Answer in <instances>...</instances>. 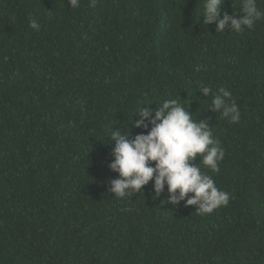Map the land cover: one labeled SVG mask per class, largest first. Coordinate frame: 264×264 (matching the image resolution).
Masks as SVG:
<instances>
[{"label": "trees", "instance_id": "16d2710c", "mask_svg": "<svg viewBox=\"0 0 264 264\" xmlns=\"http://www.w3.org/2000/svg\"><path fill=\"white\" fill-rule=\"evenodd\" d=\"M242 3L224 0L221 15ZM89 4L0 0V264H264V19L217 33L205 0ZM219 89L239 122L209 107ZM170 99L225 151L216 173L190 162L230 194L210 214L162 204L166 186L153 199L152 181L109 190L112 131L133 138L139 105Z\"/></svg>", "mask_w": 264, "mask_h": 264}, {"label": "clouds", "instance_id": "9594fccd", "mask_svg": "<svg viewBox=\"0 0 264 264\" xmlns=\"http://www.w3.org/2000/svg\"><path fill=\"white\" fill-rule=\"evenodd\" d=\"M97 2L90 0L89 6L94 8ZM67 3L71 8H77L80 0H67ZM223 3L224 0H205L204 4V24H215L217 33L226 27L242 33L245 29H252L257 20L264 19V10L258 6L257 0H243L241 15H221ZM29 27L39 31L40 25L32 19ZM199 92L208 97L212 89L201 84ZM141 105L134 112L138 119L132 122V128L144 131L131 139V129L123 133L112 131L108 144L114 142V145L108 167L118 177L110 181L111 193L118 198L131 197L133 193L142 192L143 187L152 181L153 199L164 192L165 186L167 188L168 195L161 200L162 204L177 205L185 201L186 206L195 205L201 215L227 206L230 194L218 188L199 164L190 163L199 155L205 168L213 173L219 172L225 151L220 140L213 136L212 127L205 120L193 119L189 108L186 109L177 99L164 100L155 109H141ZM209 107L214 113L220 112L221 117L230 123L240 121V110L231 100V93L224 89L213 95ZM188 194L192 195L185 200Z\"/></svg>", "mask_w": 264, "mask_h": 264}]
</instances>
